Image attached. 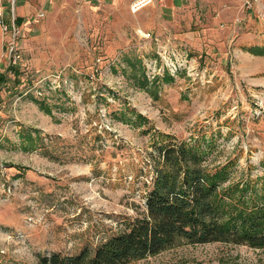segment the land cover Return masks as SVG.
<instances>
[{"label": "rangeland", "instance_id": "obj_1", "mask_svg": "<svg viewBox=\"0 0 264 264\" xmlns=\"http://www.w3.org/2000/svg\"><path fill=\"white\" fill-rule=\"evenodd\" d=\"M250 2L156 22L133 2L0 0V264L128 230L161 145L190 141L208 172L224 168L220 187L261 189L264 18ZM127 264H264V247L181 242Z\"/></svg>", "mask_w": 264, "mask_h": 264}, {"label": "trees", "instance_id": "obj_2", "mask_svg": "<svg viewBox=\"0 0 264 264\" xmlns=\"http://www.w3.org/2000/svg\"><path fill=\"white\" fill-rule=\"evenodd\" d=\"M20 22L15 19V24ZM142 75L139 87L145 86L143 70ZM156 151L145 213L128 230L93 250L52 252L39 256L34 264H127L181 242L264 247V181L260 190L246 182L220 187L226 180L224 168L208 172L202 166L205 151L190 141L161 145Z\"/></svg>", "mask_w": 264, "mask_h": 264}, {"label": "crops", "instance_id": "obj_3", "mask_svg": "<svg viewBox=\"0 0 264 264\" xmlns=\"http://www.w3.org/2000/svg\"><path fill=\"white\" fill-rule=\"evenodd\" d=\"M89 1L92 4L102 5V4H112V5H123L128 6L135 0H85ZM208 0H201V2H206ZM198 0H153L150 6L141 9L140 13H145V15L151 14L152 20L156 22H169L175 13L181 10H184L187 7H192L197 5ZM255 9L258 10V13L264 18V0H255ZM151 11V13H150ZM257 14V13H256ZM259 16V15H258ZM264 20V19H263ZM258 21V20H257ZM264 31V26L260 23L253 21V33L251 35L255 37V33H261ZM254 46L257 50H262V43L258 42Z\"/></svg>", "mask_w": 264, "mask_h": 264}, {"label": "built area", "instance_id": "obj_4", "mask_svg": "<svg viewBox=\"0 0 264 264\" xmlns=\"http://www.w3.org/2000/svg\"><path fill=\"white\" fill-rule=\"evenodd\" d=\"M153 2V0H135L133 1V3L131 4V10L133 12L139 10L142 7H145L147 5H150ZM245 4L248 5V7L251 6V2L250 0H245ZM149 34L146 33V36H148Z\"/></svg>", "mask_w": 264, "mask_h": 264}]
</instances>
